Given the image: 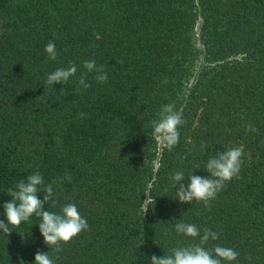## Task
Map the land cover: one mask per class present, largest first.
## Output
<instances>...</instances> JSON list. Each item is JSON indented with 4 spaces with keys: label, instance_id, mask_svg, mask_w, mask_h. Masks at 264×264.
I'll use <instances>...</instances> for the list:
<instances>
[{
    "label": "trees",
    "instance_id": "trees-1",
    "mask_svg": "<svg viewBox=\"0 0 264 264\" xmlns=\"http://www.w3.org/2000/svg\"><path fill=\"white\" fill-rule=\"evenodd\" d=\"M49 41L55 61L44 51ZM91 60L108 80L88 73L85 90L78 80ZM73 63L78 71L68 83L46 84ZM170 103L186 121L172 151L151 126ZM231 147L244 151L239 177L210 208L181 203L172 175L183 171L185 187L190 173L207 178L206 162ZM36 171L59 202L44 209L75 204L89 228L55 253L33 215L10 235L0 230V264H35L38 251L55 264H151L152 255L199 243L176 233L180 222L201 236L206 228L218 232L204 247L234 249L239 257L230 264H264V0H0L6 224L7 190Z\"/></svg>",
    "mask_w": 264,
    "mask_h": 264
},
{
    "label": "clouds",
    "instance_id": "clouds-1",
    "mask_svg": "<svg viewBox=\"0 0 264 264\" xmlns=\"http://www.w3.org/2000/svg\"><path fill=\"white\" fill-rule=\"evenodd\" d=\"M44 51L47 53L49 60L55 61L57 59L58 52L53 41L48 42ZM83 68L86 71L78 80V84L83 89L86 90L91 87L87 82L88 73H96L95 79L99 83L107 82L108 76L104 66H98L95 60L85 61ZM77 71V66L74 63L66 69L57 68L47 76L46 84L49 86H53L55 83L65 85L71 77L76 75ZM79 116L83 119L86 114L80 113ZM157 117V119L151 121L152 135L158 143L172 151L179 143L180 127L186 121L182 118V113L176 110L174 103L163 105ZM246 130L258 134V129L251 123L246 125ZM206 148L207 143L202 142L201 149ZM243 156L242 147H231L219 152L211 157L203 167L210 173V176L204 178L190 173L187 175L190 179L187 187L181 183L186 178L185 173L176 171L171 179L173 188H176L179 184V190L176 191L178 200L181 203L189 204L193 201L202 202L205 207L210 208L211 201L216 199L218 193L227 186V183L233 178L239 177L244 163ZM196 168L200 169V165L197 164ZM66 179L71 182V175H66ZM41 190L46 193L43 199L38 195ZM7 193L12 199L3 205L8 221L6 224L3 220H0V230L3 234L10 235L12 232L11 227H19L22 222L29 221L35 215L41 218L38 224L45 244L49 246L52 252L59 253L63 250V245L69 244L82 231L89 228L87 220L81 216L75 204L64 205L59 213L44 209L45 202H49L52 208H56L59 202L54 199L55 194L52 184L45 185L44 178L39 171L30 174L26 181L20 180L15 185V189L9 188ZM174 228L177 234H183L193 239L199 237V243L175 247L171 250V254H166L162 258L152 255L151 264H224V262L230 264L239 257V253L234 249L219 244L214 245L212 248L204 247L209 240L216 241L219 239L220 234L218 232L206 228L201 236L196 225L184 222L176 223ZM20 264H25L22 258ZM35 264H55V261L50 257L49 252L38 251L35 255Z\"/></svg>",
    "mask_w": 264,
    "mask_h": 264
},
{
    "label": "rangeland",
    "instance_id": "rangeland-1",
    "mask_svg": "<svg viewBox=\"0 0 264 264\" xmlns=\"http://www.w3.org/2000/svg\"><path fill=\"white\" fill-rule=\"evenodd\" d=\"M194 44L199 48V22L196 23L195 31H194Z\"/></svg>",
    "mask_w": 264,
    "mask_h": 264
}]
</instances>
